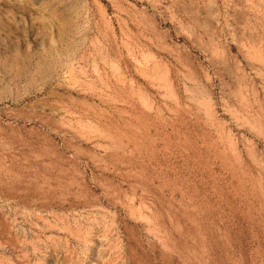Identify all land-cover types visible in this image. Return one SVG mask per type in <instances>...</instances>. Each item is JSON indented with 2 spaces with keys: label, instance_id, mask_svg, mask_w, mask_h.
Masks as SVG:
<instances>
[{
  "label": "rangeland",
  "instance_id": "rangeland-1",
  "mask_svg": "<svg viewBox=\"0 0 264 264\" xmlns=\"http://www.w3.org/2000/svg\"><path fill=\"white\" fill-rule=\"evenodd\" d=\"M0 264H264V0H0Z\"/></svg>",
  "mask_w": 264,
  "mask_h": 264
},
{
  "label": "bare ground",
  "instance_id": "bare-ground-1",
  "mask_svg": "<svg viewBox=\"0 0 264 264\" xmlns=\"http://www.w3.org/2000/svg\"><path fill=\"white\" fill-rule=\"evenodd\" d=\"M263 168V167H262Z\"/></svg>",
  "mask_w": 264,
  "mask_h": 264
}]
</instances>
